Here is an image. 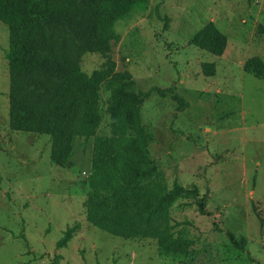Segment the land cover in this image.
I'll return each mask as SVG.
<instances>
[{
	"label": "rangeland",
	"instance_id": "1",
	"mask_svg": "<svg viewBox=\"0 0 264 264\" xmlns=\"http://www.w3.org/2000/svg\"><path fill=\"white\" fill-rule=\"evenodd\" d=\"M207 22L227 37L220 57L187 43ZM258 26L264 0H152L115 27V70L129 72L137 91L172 86L188 104L177 111L169 97L152 93L140 107L163 184L194 185L198 192L168 209L173 236L191 241L188 256L174 259L159 254L156 238L110 235L86 220L92 138L74 137L70 165L59 168L50 163L46 135L9 128L8 28L0 22V264L264 263V80L243 69L248 58L264 62ZM75 58L87 74L104 62L92 52ZM201 63L215 64V75L203 76ZM100 92L98 134L106 135L107 83ZM202 197L205 215L196 204ZM72 227L67 246L57 248ZM226 232L245 237L244 252Z\"/></svg>",
	"mask_w": 264,
	"mask_h": 264
},
{
	"label": "trees",
	"instance_id": "2",
	"mask_svg": "<svg viewBox=\"0 0 264 264\" xmlns=\"http://www.w3.org/2000/svg\"><path fill=\"white\" fill-rule=\"evenodd\" d=\"M151 1L0 0V22L8 28L9 128L46 135L50 163L59 168L70 165L74 137L92 138L86 220L110 235L156 238L161 256L183 259L190 253L191 241L173 236L167 212L178 200L196 199L198 192L194 185L175 182L167 189L163 184L147 149L140 107L152 93L169 97L177 111L188 104L172 86L137 91L131 74L116 71L111 57L119 40L116 25L146 10ZM257 33L264 37V26H258ZM187 43L220 57L227 37L207 22ZM83 52L101 55V67L90 74L82 71L75 54ZM200 69L205 77L216 73L213 63H201ZM243 69L264 80V62L259 57L248 58ZM103 83L109 87L106 135L98 134ZM196 204L205 215L207 199H197ZM75 229L63 231L56 247L65 248ZM226 235L233 248L245 251V237Z\"/></svg>",
	"mask_w": 264,
	"mask_h": 264
},
{
	"label": "crops",
	"instance_id": "3",
	"mask_svg": "<svg viewBox=\"0 0 264 264\" xmlns=\"http://www.w3.org/2000/svg\"><path fill=\"white\" fill-rule=\"evenodd\" d=\"M18 254H19V256H20L21 252H20V253H18Z\"/></svg>",
	"mask_w": 264,
	"mask_h": 264
},
{
	"label": "built area",
	"instance_id": "4",
	"mask_svg": "<svg viewBox=\"0 0 264 264\" xmlns=\"http://www.w3.org/2000/svg\"><path fill=\"white\" fill-rule=\"evenodd\" d=\"M87 174V173H86Z\"/></svg>",
	"mask_w": 264,
	"mask_h": 264
}]
</instances>
